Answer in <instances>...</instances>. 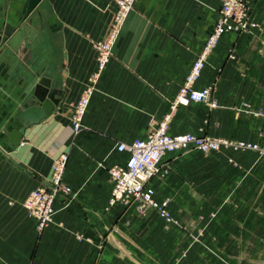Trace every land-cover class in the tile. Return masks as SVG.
Segmentation results:
<instances>
[{
	"label": "crops",
	"instance_id": "1",
	"mask_svg": "<svg viewBox=\"0 0 264 264\" xmlns=\"http://www.w3.org/2000/svg\"><path fill=\"white\" fill-rule=\"evenodd\" d=\"M0 1V264H264V155L222 146L167 152L151 184L176 222L154 209L110 204L109 168L119 142L145 137L162 119L216 23L221 0H136L81 127L72 113L96 66L114 0ZM257 23L222 36L196 88L212 85L218 107H179L172 133L264 143V0ZM60 102L33 124L19 119L42 79ZM21 133L19 144L11 140ZM67 155L54 220L40 231L23 202L50 187Z\"/></svg>",
	"mask_w": 264,
	"mask_h": 264
},
{
	"label": "built area",
	"instance_id": "2",
	"mask_svg": "<svg viewBox=\"0 0 264 264\" xmlns=\"http://www.w3.org/2000/svg\"><path fill=\"white\" fill-rule=\"evenodd\" d=\"M124 1V11L132 0ZM118 19L122 21L125 17ZM257 23L251 19V4L248 0H221L216 23L208 33L205 44L193 62L181 87L170 102L169 111L162 119L155 120L145 137L131 142H119L117 150L126 155L125 161L109 168L112 182L110 204L122 203L133 205L138 211L154 209L167 224L176 222L170 209V199L159 200L152 179L161 171L164 155L170 151H182L189 148L202 152L220 150L222 146H234L240 149H252L264 155V143L252 141L233 142L210 135H196L191 132L169 133V127L179 107L191 102H205L210 107H218L212 85L196 88V83L204 69L206 60L219 44L222 36L232 32H244ZM118 26L109 30L106 39L96 42L97 71L100 72L109 62L113 45L118 34ZM88 90L81 98L74 115V128L80 129L81 117L90 100ZM67 157L62 154L54 160L51 173V186L40 187L31 191L23 205L28 214L37 220L38 229L44 230L54 220L56 213L55 199L58 193L69 194L70 186L64 182V170Z\"/></svg>",
	"mask_w": 264,
	"mask_h": 264
},
{
	"label": "water",
	"instance_id": "3",
	"mask_svg": "<svg viewBox=\"0 0 264 264\" xmlns=\"http://www.w3.org/2000/svg\"><path fill=\"white\" fill-rule=\"evenodd\" d=\"M40 0H29L26 13H30ZM61 91L51 86L50 80L42 78L35 86L34 92L27 99V108L19 112V119L28 124H33L48 117L60 102ZM21 133L13 130L10 137L14 144H19Z\"/></svg>",
	"mask_w": 264,
	"mask_h": 264
},
{
	"label": "rangeland",
	"instance_id": "4",
	"mask_svg": "<svg viewBox=\"0 0 264 264\" xmlns=\"http://www.w3.org/2000/svg\"><path fill=\"white\" fill-rule=\"evenodd\" d=\"M0 1H8V0H0ZM135 2H136V0H132V1H131V4L129 5V7H127V11H124V10H125V8H124V6H123L124 1H121V0H114V9H113L112 17H111V20H110L109 28H108L107 33H106V35L104 36V38L101 39V40H99V41H102V40L106 39L109 30H111L113 27L118 26L119 31H118V34H117V36H116V39H115V42H114V45H113V48H114L115 43H116V41H117V39H118V37H119V35H120V32H121V30H122V28H123V26H124L126 20L128 19V16L130 15V13H131V12L133 11V9H134ZM123 13H125V17L122 19V21H119L118 19H120L121 17H123V15H122ZM99 41H96V42H99ZM96 42H95V43H96ZM95 43H94V45H95ZM112 55H113V49H112V54H111L110 60H111V58H112ZM110 60H109V62H110ZM109 62H108V63H109ZM108 63L106 64V66L104 67V69H102L100 72H98V71H97V68H96V67H97V56H96V66H95V69H94L93 72H92L91 79H90V83H91V84H89V86L87 87V89H86V90L83 92V94L81 95V97H80L79 101L77 102V104L75 105L74 110H73V113H72V118H71V119H72V123H73V128H74V115H75V113H76L77 106H78V104H79V102H80L82 96H83V95L89 90V91L91 92V94H90V99H91L92 94L94 93V91H95L96 88H97V83H98L100 77L102 76V73H103L104 70L106 69ZM89 102H90V100H89ZM88 105H89V103L87 104V107H88ZM87 107H86L84 113L82 114V117H83V115L85 114V112H86V110H87ZM82 117H81V118H82ZM81 121H82V119H81ZM152 123H153V122H152ZM152 123H151V124H152ZM170 125H171V124H170ZM80 127H81V123H80ZM150 127H151V125H150ZM150 127H149V129H150ZM74 130H75V128H74ZM76 131H77V130H76ZM169 133H172V132L170 131V127H169ZM172 134H173V133H172ZM62 154H65V153H62ZM62 154H59L55 159H57L58 157H60ZM66 157H67V155H66ZM55 159H54V160H55ZM53 162H54V161H53ZM65 168H66V167H65ZM52 169H53V164H52ZM64 172H65V170H64ZM50 186H51V182H50ZM41 231H42V230H41Z\"/></svg>",
	"mask_w": 264,
	"mask_h": 264
},
{
	"label": "bare ground",
	"instance_id": "5",
	"mask_svg": "<svg viewBox=\"0 0 264 264\" xmlns=\"http://www.w3.org/2000/svg\"><path fill=\"white\" fill-rule=\"evenodd\" d=\"M197 57H198V56H197ZM197 57H196V58H197ZM201 73H202V72H201Z\"/></svg>",
	"mask_w": 264,
	"mask_h": 264
}]
</instances>
